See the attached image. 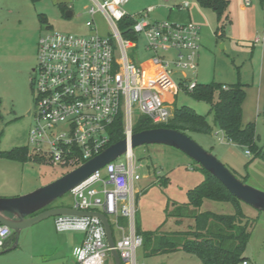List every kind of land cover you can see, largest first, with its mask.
I'll list each match as a JSON object with an SVG mask.
<instances>
[{
    "label": "rangeland",
    "instance_id": "374dc122",
    "mask_svg": "<svg viewBox=\"0 0 264 264\" xmlns=\"http://www.w3.org/2000/svg\"><path fill=\"white\" fill-rule=\"evenodd\" d=\"M100 1V0H98ZM184 0H128L124 6L128 16L145 17L151 21L168 20L184 23L191 20L200 27L201 48L206 51L200 63V71L205 76L200 82H226L234 84L253 83L254 88H247L243 103L242 121H255L257 143L264 151V61L259 72L261 57L259 48H243L239 43L226 42L222 48L215 35L217 20L211 9L201 8L195 0L188 9L178 5ZM236 1L233 0V5ZM96 5L92 0H0V150L14 147H31L28 132L33 120L28 111L33 109L34 95L31 88V69L37 65L38 39L46 31H57L75 35L97 33L114 41L113 32L100 11L89 14L88 9ZM152 11L147 12V8ZM66 11H71L66 16ZM189 14L191 19L189 18ZM43 15L46 23H41L38 16ZM92 25L87 26L86 21ZM227 26V25H226ZM226 29V27H225ZM262 36V35H261ZM127 50V55L137 65H142L152 53L146 50L142 36ZM198 67L197 70L198 71ZM179 84L174 95L173 107L187 106L196 113L204 115L211 125L209 134H191L200 146L210 151L237 178L250 186L264 192V159L252 158L245 154V147L238 146L226 139L214 124L210 105L194 99ZM259 86V91L255 87ZM216 98V97H215ZM216 99H214L215 101ZM134 109V119L139 116ZM232 144H231V143ZM137 172L141 179L135 188V226L141 231H152L165 220L163 230H183L191 221L183 220L180 224L173 217H167L174 205L186 201V192L204 180L200 165L181 151L162 144L142 145L133 148ZM122 158V157H121ZM74 168V167H73ZM67 169L52 165L45 159L29 160L24 163L0 158V197H13L30 192L56 179ZM73 199L68 192L53 202L71 206ZM240 211L255 219L244 256L248 264H264V212L248 204L238 203ZM210 210L215 213L231 214L234 207L231 203L204 200L199 211ZM54 217L44 219L21 231L17 246L0 255V264H73L74 257L65 250L56 247L58 235L52 226ZM122 225V224H121ZM122 226L126 227V224ZM113 228L115 239L121 236ZM60 254L66 257H60ZM188 257L184 259L182 257ZM137 264H194L195 258L184 252L145 257L141 248L136 251ZM109 261L106 258L105 264Z\"/></svg>",
    "mask_w": 264,
    "mask_h": 264
},
{
    "label": "built area",
    "instance_id": "2783aa9c",
    "mask_svg": "<svg viewBox=\"0 0 264 264\" xmlns=\"http://www.w3.org/2000/svg\"><path fill=\"white\" fill-rule=\"evenodd\" d=\"M113 32L114 41L97 33L75 35L46 31L38 39L37 65L30 78L34 106L29 111L33 124L28 132L29 151L46 158L52 165L72 168L83 163L109 146V127L122 115L124 137L133 132L134 109L147 116L153 124H165L172 116L173 101L179 84L172 76L178 73L183 90L197 84L193 77L200 49V28L195 23L168 20L151 21L128 16L124 6L128 0H92ZM264 10V0H260ZM250 5L251 0H244ZM190 2L178 7L187 9ZM147 8V12L152 11ZM134 20L132 30L145 40L152 53L144 64L137 65L128 58L133 46L122 38L118 22ZM91 26V21H86ZM258 41V38L254 39ZM149 66L146 76L143 65ZM246 155H251L248 149ZM122 157V158H121ZM132 150L93 172L69 192L71 207L81 211H98L109 220L121 236L115 239L122 264H137L136 251L142 237L135 230V184L141 179ZM126 219V227L119 223ZM56 231H76L82 234L81 243L74 247L76 264H113L109 255L104 227L96 217L59 215L54 217ZM13 235L0 224V250ZM196 264H202L197 262ZM238 264H248L244 259Z\"/></svg>",
    "mask_w": 264,
    "mask_h": 264
},
{
    "label": "trees",
    "instance_id": "16d2710c",
    "mask_svg": "<svg viewBox=\"0 0 264 264\" xmlns=\"http://www.w3.org/2000/svg\"><path fill=\"white\" fill-rule=\"evenodd\" d=\"M195 1L201 8L211 9L215 13L217 20L215 33L219 32L218 36L223 38L225 27L230 22L227 15L229 1ZM38 18L41 23L47 22L43 15H39ZM133 24L134 20L130 18H123L118 22L122 38L138 40L132 30ZM186 92L194 99L210 105L209 112L213 115L214 124L226 139L248 149L252 158L264 159L263 147L257 143L255 123L250 121L243 124L242 122V104L246 96L243 83L229 85L215 81L197 83L192 90ZM156 127L175 129L189 136L193 133L209 134L212 131L204 115L196 113L190 107L180 106L173 107L172 116L165 124H153L147 116L139 115L134 120L133 132ZM109 136V145L124 138L121 114L109 127ZM0 158L20 163L29 160L39 162L45 159L41 155L32 154L24 146L7 151L0 150ZM200 169L204 174V180L186 192L184 203H176L171 212L166 214L167 217H173L177 224L185 219H191L192 222L188 224L187 229L165 231L163 226L166 220L152 231H141L135 226L136 232L142 237L141 250L145 257L184 252L202 264H238L246 259L243 254L255 219L240 211L238 203L241 201L230 194L220 181L201 166ZM204 200L231 203L234 211L231 214L215 213L210 210L199 211ZM119 223L126 224V219L119 218Z\"/></svg>",
    "mask_w": 264,
    "mask_h": 264
},
{
    "label": "water",
    "instance_id": "95a60500",
    "mask_svg": "<svg viewBox=\"0 0 264 264\" xmlns=\"http://www.w3.org/2000/svg\"><path fill=\"white\" fill-rule=\"evenodd\" d=\"M70 16L71 11H66ZM162 144L173 147L189 156L202 168L213 175L230 194L254 209L264 212V192L237 178L215 155L205 150L191 136L181 131L156 127L134 132L129 139L123 138L70 169L56 179L30 192L13 197H0V224L13 232V244L9 249L0 250V255L17 246L21 231L44 219L66 215L98 218L105 231L109 255L113 264H122L108 218L98 211H81L68 206H55L53 202L71 191L93 172L122 156L126 150L142 145Z\"/></svg>",
    "mask_w": 264,
    "mask_h": 264
},
{
    "label": "crops",
    "instance_id": "0c3cea01",
    "mask_svg": "<svg viewBox=\"0 0 264 264\" xmlns=\"http://www.w3.org/2000/svg\"><path fill=\"white\" fill-rule=\"evenodd\" d=\"M228 1H229V4H228V8H227V15L229 16L230 22L226 26L223 38H220L218 36L219 32L215 33V35L220 40H222V43H221L222 48L226 47L227 41H229L231 44L233 42L239 43L241 45V47L250 49L251 50L250 53H252V54H253V50L256 47H258L259 48V54L261 57V62H262L260 64V67H259V72H260L263 61H264V10L262 9L261 2H260V0H251L250 5H245L244 0H234L236 2L233 5V0H228ZM189 18L191 19L190 14H189ZM255 38H258V41H255L254 40ZM205 52L206 51H204L201 48V44H200V49H199L198 55H197V62H198V68L199 69H198V71H196L195 75L192 76L193 80H195L196 83H208V82H200L198 80V79L205 76L204 71H202V70L200 71V63L202 62V59L204 60V58L206 57ZM143 67L146 70V76H149L150 75V72L148 71L149 66L145 64V65H143ZM221 83H223L225 85L230 84V83H226V82H221ZM244 85H245V91H246V95H247V88L251 87L253 89L254 85H253V83H250L248 85L244 84ZM255 88L258 89L259 86H258V88H257V86ZM258 91H259V89H258ZM263 95H264V93H263ZM173 98H174V96H173ZM244 101H243V103H244ZM242 108H243V104H242ZM172 110H173V108H172ZM262 112L264 114V104H263ZM28 114H29V111H28ZM242 116H243V109H242ZM255 121L256 120H254V123H255ZM248 122H250V121H248ZM245 123H247V122H243V124H245ZM255 129H256V127H255ZM249 156H251V155H249ZM60 205L71 207V206L66 205V204H56L55 206H60ZM51 222H52V226L55 229L54 218L52 219ZM56 232H58V231H56ZM58 233H60V235H58V237H57L59 244H55L56 247L65 250V252L68 251V253H70L73 256V249H74V247L78 246L81 243L82 238H83L82 234L79 232H76V231H65V232H58ZM12 244H13V235L6 241L2 250L9 249L12 246ZM64 255L62 256L60 254V257H66ZM182 258L184 260V259H187L188 257L184 256ZM246 259L249 262V259L247 257H246ZM197 262L198 261L196 260V262L194 264H196ZM73 264H76V261H73Z\"/></svg>",
    "mask_w": 264,
    "mask_h": 264
},
{
    "label": "flooded vegetation",
    "instance_id": "af4514ba",
    "mask_svg": "<svg viewBox=\"0 0 264 264\" xmlns=\"http://www.w3.org/2000/svg\"><path fill=\"white\" fill-rule=\"evenodd\" d=\"M31 72H32V73L34 72V67L31 69Z\"/></svg>",
    "mask_w": 264,
    "mask_h": 264
}]
</instances>
